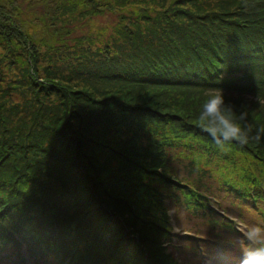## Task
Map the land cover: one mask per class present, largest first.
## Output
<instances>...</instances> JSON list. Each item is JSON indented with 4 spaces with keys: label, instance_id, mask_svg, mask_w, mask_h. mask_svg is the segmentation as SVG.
<instances>
[{
    "label": "trees",
    "instance_id": "1",
    "mask_svg": "<svg viewBox=\"0 0 264 264\" xmlns=\"http://www.w3.org/2000/svg\"><path fill=\"white\" fill-rule=\"evenodd\" d=\"M173 1L0 0V219L21 225L39 258L44 253L61 264L74 250L68 238L53 236L61 223L56 206L68 209L71 200L67 218L93 237L99 222L92 223L90 180L103 196L120 175L151 178L128 162L122 151L135 153L127 151L124 136L172 111L199 123L192 88L222 91L225 101L237 94L234 113L246 112L247 123L264 127V0ZM230 1L239 17L226 15ZM80 19L96 24L77 40L83 50L76 60L61 46ZM7 62L21 70L7 72ZM115 137L119 149L107 155ZM247 145L264 150V138ZM259 159L258 169L246 171L253 198L245 194L251 189L235 183L230 189L239 210H252L263 198L264 152ZM173 191L159 183L152 200L121 211L126 230L140 241H118L108 255L100 239L95 258L67 264H144L138 257L144 254L157 263L164 250L157 237L167 223L164 198ZM108 225L101 226L105 235Z\"/></svg>",
    "mask_w": 264,
    "mask_h": 264
},
{
    "label": "rangeland",
    "instance_id": "2",
    "mask_svg": "<svg viewBox=\"0 0 264 264\" xmlns=\"http://www.w3.org/2000/svg\"><path fill=\"white\" fill-rule=\"evenodd\" d=\"M113 1L120 0H99L100 3H110ZM245 1L247 0H243L242 3ZM167 2L172 5L177 4V1L173 0H167ZM235 5L236 4H234L233 1H230L228 4L227 16H240V13L237 12V7H235ZM249 5L252 10V2ZM95 24L96 21L90 24L85 23L82 19L74 23L73 28L68 33H65L66 43L61 46V52L75 54L77 60V56L81 55L83 47L81 43L76 42L77 40L83 41V35L88 34V31H90ZM40 65L41 64H39V66ZM3 67L7 72L12 74L21 70L20 66L16 62H7L3 65ZM217 91L218 90H204L197 87L189 90L192 98L195 99V110L198 115L202 110L203 103L212 93ZM13 96H15V94H13ZM238 97L239 96L237 94H234L233 98H229L225 101L226 104L233 108V111L235 110L234 105L236 104L233 101ZM262 102H264V99ZM254 117L255 115L253 114V118ZM248 124L252 125L253 132L256 128H258L255 124V120L254 124L250 122H248ZM140 138L141 136H138V139ZM189 139L198 140L199 142L197 144V150L191 152V154L194 155L193 162L195 161L196 156L201 158L199 162L194 164L197 168L188 164L186 160L185 163H181L178 166L174 161H166L164 164L168 168H171L172 170L174 169V175L175 177H178V183L175 184L174 191L170 197L164 201V204L167 203L171 218L170 239L167 243H165V251L171 250L173 252L177 260V264H209L208 261H210V255L196 257V253L191 258L186 255L193 248L192 243L194 242L196 246L203 242H209L212 246L222 243L221 249L223 252L218 258L210 262L211 264H231L235 257L241 252V233L240 231H237V229L253 225L264 228V201L259 199V206H255L252 210H238L236 202L230 199L237 197L229 194L228 188L221 186L217 180L232 181L242 188L251 187L252 183L248 181L246 171L254 169L240 168V166L245 164L246 160L251 161L253 159L250 155L244 152L247 144L242 146L233 142L228 145L232 155H225V152L221 150H215V152L208 149L206 151H201L200 146H204L205 142L198 136H191ZM195 142L197 141H194L193 143ZM211 144H213V141ZM144 151L146 153L147 150ZM234 157H236V159H234ZM203 169H206V171L204 172ZM181 181L184 183H181ZM189 186L193 189L199 187V193L201 195H197V198L200 200L198 202L202 203V208L197 210H188V208L184 205L185 196L183 195L182 190L184 189L185 191H189L187 190ZM255 190L258 191V189ZM205 196L210 197L215 207L203 202L202 198ZM197 198L191 199L195 201ZM16 204L20 207V209H25V206L20 205L19 203ZM227 218H234L235 222L238 223L237 226H226L223 221ZM6 222L10 225L15 224L14 221ZM228 228L234 230V235L231 241H223L224 237L220 234V231L223 230L225 236H229V233L225 231V229ZM183 230L195 231L207 236L208 238L197 237L194 234L184 233ZM165 251L158 250L159 254L163 257H165ZM0 264L3 263L0 262Z\"/></svg>",
    "mask_w": 264,
    "mask_h": 264
},
{
    "label": "clouds",
    "instance_id": "3",
    "mask_svg": "<svg viewBox=\"0 0 264 264\" xmlns=\"http://www.w3.org/2000/svg\"><path fill=\"white\" fill-rule=\"evenodd\" d=\"M199 127L214 141L221 151L233 142L246 145L249 140L260 142L264 138V127L253 132L247 123V113L240 112L237 116L233 108L226 104L222 91L212 93L203 103L198 116ZM241 233V259L239 264H264V228L248 226L238 228Z\"/></svg>",
    "mask_w": 264,
    "mask_h": 264
}]
</instances>
